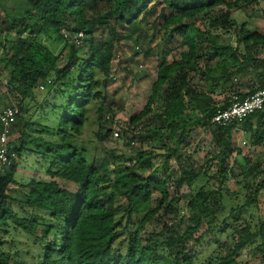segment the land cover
<instances>
[{
    "label": "trees",
    "instance_id": "obj_1",
    "mask_svg": "<svg viewBox=\"0 0 264 264\" xmlns=\"http://www.w3.org/2000/svg\"><path fill=\"white\" fill-rule=\"evenodd\" d=\"M154 1L0 0V12L4 17L2 25L6 31L0 65L12 69L6 86L8 93L18 102L15 107L19 111L10 135L16 132L21 113L25 111V100L35 99L34 90L42 87L46 94L54 89L59 94L61 90L70 91L65 104L56 107L60 111L58 126L47 130L50 132L47 139L41 137L42 131L47 132L46 128L39 127V135L33 137L23 133L17 146L10 145L18 158L28 151L48 162V179L17 183L14 179L16 164L5 173H0V264H238L239 252L252 244L256 237L261 239V246L264 245L263 223L260 231L253 235L244 232L247 229H244L243 234L236 230L240 237L235 240L230 238L233 245L225 246V255L216 254L213 261H202L195 248L199 247L204 233L193 240L192 246H188V237L202 227L205 217L210 213L205 204L213 194L205 193L202 188L192 200L191 224L181 236L171 229L169 235L163 233L155 239H143L141 234L146 224L159 209L168 201L176 202L174 199L169 200L170 180L156 178L151 173L144 178L135 174L136 168H144L145 163L152 158L142 153L137 155L133 166L116 168L112 177H109L106 169L101 170L89 162L85 150L76 144L87 121V109L99 96L97 75L104 80L109 78L116 46L124 33L133 35L139 32V21L145 20V16L153 9L151 4ZM241 2L257 4L258 0H233L229 3L226 0L162 1L158 32L165 43L179 38V46L185 47L186 51L181 53L179 61L160 62L143 110L129 123L136 125L152 113L159 92L168 85L163 100L164 111L158 118L162 127L169 129L168 134L163 137L162 129L149 126V132L163 143L164 155L159 157L163 158L164 172L168 171V161L177 157L178 149L177 146L168 148L163 139L169 140L178 135V144L186 136L188 128L196 123L211 125L217 133L216 138L222 146L221 152L216 155L221 176L225 174V158L232 154L231 133L238 125L249 136L251 146H256L264 139V133L261 132L264 130V106L261 111L243 120L227 127H217L211 123L212 117L217 110L227 108L231 98L223 107L217 108L211 99H206L205 95L194 90L187 80L188 70H196V60L203 57L207 63L201 70L202 77L212 84L208 92L225 89L242 99L256 90L264 91V59L249 53L251 49L264 48V32H251L245 24L236 27L237 44H242L245 51L242 54L238 47L219 44L218 36L202 33L192 23L204 12L217 7L236 8ZM259 10L264 18V8ZM226 20L227 16L222 15L214 20V25H222ZM224 26L231 28L234 23ZM99 27L111 33V42L96 37ZM13 32L16 34L10 38ZM25 32H28L27 37H21ZM41 35L54 38L62 44L60 52L54 54L43 47L38 41ZM204 42L207 46L201 48ZM200 52L206 54L198 55ZM247 68L252 69L258 83L252 84L248 93H239L233 84L234 75L247 74ZM179 73H182L179 85L173 86ZM189 110H200L203 115L190 120L186 115ZM28 126L33 127L27 123L25 128ZM142 126L141 134H144V124ZM109 134H112L111 129L101 135L100 140ZM243 174L248 176L246 172ZM197 177L190 168L181 167L175 187L179 188L183 184L189 187ZM56 178L77 185L78 190L72 193L60 188L54 180ZM224 180L222 177L221 182ZM10 185H16L23 191H10ZM263 189L264 181L255 185L246 203L230 214L231 218L238 221L242 210L254 203ZM154 193H159L161 200L157 208L151 209ZM117 197L125 201V207L116 206ZM142 211L146 212L140 227L133 234H128L127 242L116 243L120 232L116 216L123 213L128 223L133 214ZM205 232L212 234L214 229ZM13 237H21L24 243L19 247H11ZM123 243H126L125 247L119 249ZM213 244H217L215 239ZM260 251L261 247L258 246L256 253Z\"/></svg>",
    "mask_w": 264,
    "mask_h": 264
},
{
    "label": "rangeland",
    "instance_id": "obj_2",
    "mask_svg": "<svg viewBox=\"0 0 264 264\" xmlns=\"http://www.w3.org/2000/svg\"><path fill=\"white\" fill-rule=\"evenodd\" d=\"M163 0L152 2L153 9L145 16V20L139 21V32L131 35L124 33V37L116 46L115 55L111 63V75L107 80L97 75V81L100 83L99 96L94 99L87 109V121L83 127L82 134L76 139V144L85 150L86 157L97 168L106 169L109 177H112L113 170L121 167H131L135 163L138 154L150 156V160L145 163L144 168H136L135 174L145 177L148 173L154 174L156 178L169 179L168 187L169 200L174 199L176 202H166L157 212L154 218L148 222L141 234L143 239L152 238L165 234L174 229L178 236H181L185 229L190 226L192 215L191 203L200 188L205 193L213 194L205 204L208 207L209 214L205 217L202 227L193 232L188 238V246L194 244L193 240L198 238L201 233L204 237L199 242V247L195 250L200 253L202 261H213L216 254L225 255L226 247L232 246L230 238L235 240L240 237L238 233L248 232L253 235L260 231L264 223V189L261 190L254 203H251L242 210L239 220L231 218L236 209L242 207L247 197L254 191V186L264 181V139L256 146H251L249 136L238 125L231 133L232 154L225 158L223 168L225 174L220 175L221 167L219 159L216 157L222 146L217 140L214 127L205 126L203 123H196L188 128L186 136L178 144L179 138L172 137L169 140L163 139L168 148L177 146V157L168 161V171L164 172L163 143L158 142L153 134L149 132V126L156 129H162V136L168 134L169 129L162 127L158 118L163 114V100L166 98V92L169 88L165 86L160 92L159 97L152 106V113L144 117L139 123L144 124V134L137 139L134 146L131 145L132 133L128 131L120 140H114L112 135L106 136L100 140L108 129L114 130L117 123L127 125L129 120L136 117L144 108L148 97L151 94V88L156 80L157 67L161 61H179L181 53L186 51L185 47L179 46V38H175L168 43L163 42L158 28L161 20L158 15L162 7ZM228 3L233 0H226ZM264 8V0H258V3L245 4L241 2L238 7L226 9L217 7L213 10L204 12L194 22L195 28L202 33H210L218 36L219 44L231 45L238 47L242 54L245 53L243 45L237 44V34L235 28L245 24L247 30L251 32H264V18L259 9ZM226 15L227 20L224 24L214 25V20L220 16ZM3 15L0 12V57L3 54V44L5 41V28L2 25ZM233 22L234 26L225 28L224 25ZM16 32L10 34L13 38ZM28 32L21 37H27ZM96 37L101 41L111 42V33L99 27L96 30ZM39 43L49 49L54 54H58L62 44L41 35L38 38ZM207 43L204 42L201 48H205ZM86 51V50H85ZM83 50V52H85ZM81 53V50L80 52ZM250 54L258 59H264V48L251 49ZM206 52H200L198 55H205ZM207 61L202 57L197 59L195 66L197 69L188 70L187 80L191 87L211 99L215 107H223L233 95L225 89H216L214 92H208L210 85L202 77L201 70L205 67ZM247 74H235L233 84L236 86L235 91L247 93L252 84H257L258 79L251 68H247ZM12 69L0 65V108L6 106H18L15 97L8 93L6 81L9 72ZM179 73L173 86L179 85ZM58 87H56L57 89ZM62 89V88H61ZM63 91V92H62ZM34 100L26 99L24 102V112L21 113L19 124L10 138V145H18L22 140V134L27 133L30 136H37V128L45 127L46 131L55 129L58 126L59 109L58 105L65 104L70 91L61 90L56 93L54 89L50 94H46L45 89L34 90ZM99 108L101 111L99 112ZM187 118H199L203 113L200 110L187 111ZM30 123L33 127H26ZM50 131V130H49ZM42 131L41 137L47 139L50 132ZM157 131V130H154ZM264 133V130L261 131ZM179 133V132H178ZM177 133V134H178ZM264 138V136H263ZM152 155H158L153 157ZM48 162L42 160V157L33 152H24L16 162L14 170V179L17 183H26L31 179H48L46 170ZM181 167L190 168L198 175L196 181L191 186L183 184L179 188L175 183L180 178ZM248 175L245 177L243 173ZM224 177V182H221ZM57 185L69 192L75 193L78 186L61 179H54ZM9 190H18L16 185H10ZM109 190V189H108ZM159 193L152 195L150 208L155 209L160 203ZM116 206L125 207L123 199H115ZM146 211L133 214L130 221L126 222V216L120 213L116 220L120 223V231L116 243L127 242L128 234H133L139 227L140 221ZM125 228V229H124ZM214 229V232H205L207 229ZM236 233V234H235ZM243 234V233H242ZM13 241L11 247H19L24 241L21 237L7 238ZM213 239L217 244H213ZM163 241V239H161ZM261 239L256 237L252 244L244 247L237 256L238 264H264V245L261 246ZM126 243H123L119 249H123ZM226 246V247H225ZM260 246V253H256V248Z\"/></svg>",
    "mask_w": 264,
    "mask_h": 264
},
{
    "label": "built area",
    "instance_id": "obj_3",
    "mask_svg": "<svg viewBox=\"0 0 264 264\" xmlns=\"http://www.w3.org/2000/svg\"><path fill=\"white\" fill-rule=\"evenodd\" d=\"M81 36V35H80ZM42 89V87H40ZM264 106V91L256 90L252 94L244 98H239L238 95L231 96L230 105L223 109L217 110L213 115L211 123L217 127H227L235 121L243 120L244 118L259 112ZM19 111L15 106H6L0 108V173L3 174L11 169L19 159L15 152L11 150L9 138L10 130L16 122ZM142 124L137 123L131 125L127 123H117L112 130V138L120 140L123 135H127L128 131L132 133L131 145L136 144L139 135L142 133Z\"/></svg>",
    "mask_w": 264,
    "mask_h": 264
},
{
    "label": "crops",
    "instance_id": "obj_4",
    "mask_svg": "<svg viewBox=\"0 0 264 264\" xmlns=\"http://www.w3.org/2000/svg\"><path fill=\"white\" fill-rule=\"evenodd\" d=\"M248 93V92H247Z\"/></svg>",
    "mask_w": 264,
    "mask_h": 264
}]
</instances>
